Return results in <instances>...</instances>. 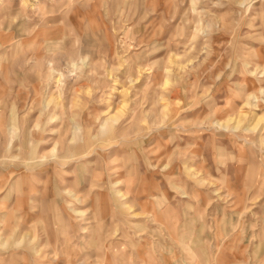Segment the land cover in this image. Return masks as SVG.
Instances as JSON below:
<instances>
[{
	"label": "rangeland",
	"instance_id": "obj_1",
	"mask_svg": "<svg viewBox=\"0 0 264 264\" xmlns=\"http://www.w3.org/2000/svg\"><path fill=\"white\" fill-rule=\"evenodd\" d=\"M262 90L264 0H0V264H264Z\"/></svg>",
	"mask_w": 264,
	"mask_h": 264
},
{
	"label": "bare ground",
	"instance_id": "obj_2",
	"mask_svg": "<svg viewBox=\"0 0 264 264\" xmlns=\"http://www.w3.org/2000/svg\"><path fill=\"white\" fill-rule=\"evenodd\" d=\"M262 91H264V90H262ZM115 118H111V120H114ZM238 123V122H237ZM239 126V125H238ZM237 128V127H236Z\"/></svg>",
	"mask_w": 264,
	"mask_h": 264
}]
</instances>
